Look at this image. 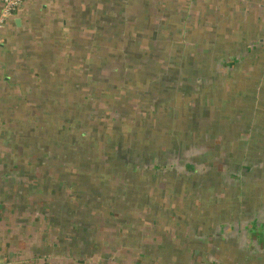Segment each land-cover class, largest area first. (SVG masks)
<instances>
[{
	"label": "rangeland",
	"instance_id": "obj_1",
	"mask_svg": "<svg viewBox=\"0 0 264 264\" xmlns=\"http://www.w3.org/2000/svg\"><path fill=\"white\" fill-rule=\"evenodd\" d=\"M186 4L56 22L58 44L40 40L14 77V186L60 213L67 240L109 254L228 264L233 249L264 263V21H207Z\"/></svg>",
	"mask_w": 264,
	"mask_h": 264
},
{
	"label": "crops",
	"instance_id": "obj_2",
	"mask_svg": "<svg viewBox=\"0 0 264 264\" xmlns=\"http://www.w3.org/2000/svg\"><path fill=\"white\" fill-rule=\"evenodd\" d=\"M184 1L202 10L200 18L207 21H264V0ZM125 2L126 7L130 5V0H30L0 28V264H127V258L131 264H175V261L168 262L169 255L156 258L153 248L148 251L141 248L144 250L141 253L129 251V257H125L128 244L112 245L120 251L109 254V244L91 240L81 242L73 237L67 240L69 233L60 231L57 210L42 211L43 198H36L33 193L25 196L17 193L14 184L21 179L13 176L14 171L17 174L13 169L20 172L23 167L12 161L8 156L12 149L5 146L6 138L11 139L14 132L12 95L14 91L19 92L14 77L29 73L28 59H36L41 54L40 40L48 43L44 46L46 51L52 49L57 43L54 39L59 30L57 21H93V11L98 13L95 21H118L109 10H117L118 6L123 9ZM219 256L216 262L227 259ZM228 256L224 262L244 264L237 263L236 250L230 249ZM201 260L197 259L199 264L207 261L215 264L210 257Z\"/></svg>",
	"mask_w": 264,
	"mask_h": 264
},
{
	"label": "built area",
	"instance_id": "obj_3",
	"mask_svg": "<svg viewBox=\"0 0 264 264\" xmlns=\"http://www.w3.org/2000/svg\"><path fill=\"white\" fill-rule=\"evenodd\" d=\"M26 1L30 0H1L0 28H3L15 16L16 12Z\"/></svg>",
	"mask_w": 264,
	"mask_h": 264
}]
</instances>
